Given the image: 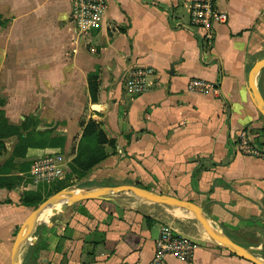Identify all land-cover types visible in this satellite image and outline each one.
I'll use <instances>...</instances> for the list:
<instances>
[{"label": "crops", "instance_id": "1", "mask_svg": "<svg viewBox=\"0 0 264 264\" xmlns=\"http://www.w3.org/2000/svg\"><path fill=\"white\" fill-rule=\"evenodd\" d=\"M106 1L102 25L77 44L70 0H0V63L8 64L0 72V113L11 127L30 120L23 136L65 140L21 157L14 154L17 136L0 139V264L11 263L17 232L33 209L21 205L22 195L48 187L26 181L33 162L59 153L68 174L89 121L114 147L105 145L107 158L83 178H69L71 192L133 186L190 203L214 233L264 263V117L249 86L251 69L264 59V0H216L227 23L208 37L186 27L188 0ZM136 66L153 75L142 94L131 95L124 81ZM94 74L96 104L87 85ZM192 80L211 88L192 91ZM256 86L264 100V69ZM242 131L262 157L237 150ZM52 209L36 252L31 246L21 264H156L163 227L196 248L190 262L161 264H251L207 236L191 210L132 192Z\"/></svg>", "mask_w": 264, "mask_h": 264}, {"label": "built area", "instance_id": "2", "mask_svg": "<svg viewBox=\"0 0 264 264\" xmlns=\"http://www.w3.org/2000/svg\"><path fill=\"white\" fill-rule=\"evenodd\" d=\"M72 5L70 26L75 43L85 42L91 30L102 25L107 12L106 0H70ZM187 28L199 30L206 37L215 25L227 23V15L218 11L216 0H188ZM153 75L148 67L131 68L125 78V90L131 95H140L146 89V82ZM211 87L200 80H192L189 89L205 92ZM234 144L239 152L251 157H262V152L253 147L246 132H240L234 138ZM67 162L59 153L47 155L33 162L26 180L30 185L48 186L62 181L67 174ZM155 249L156 264L163 263L167 258L181 262H190L195 251V243L188 237L179 235L170 227H163L157 238Z\"/></svg>", "mask_w": 264, "mask_h": 264}, {"label": "water", "instance_id": "3", "mask_svg": "<svg viewBox=\"0 0 264 264\" xmlns=\"http://www.w3.org/2000/svg\"><path fill=\"white\" fill-rule=\"evenodd\" d=\"M264 69V59L257 61L254 67L251 69L249 73V86H250V96L251 99L256 104L259 112L264 117V100L256 86V77L257 74ZM91 110L100 111L101 106L93 105L91 106ZM123 192H132L135 195L149 200L151 202L162 204L168 207L175 208H186L191 210L195 216L199 224L202 226L203 230L207 233V235L215 242L221 244L222 246L236 251L239 255H241L245 260L250 262L251 264H264L263 262L258 261L251 253L242 248L241 246L236 245L235 243L223 239L218 236L214 231L210 228L205 218L203 217L201 211L196 206L179 201L177 199L166 198L151 192H145L137 187L133 186H122L116 188H104L99 189L94 192L87 191H76L71 192L69 189L61 190L60 192L50 196L46 200H44L41 204H39L29 215L24 224L20 227L17 232L15 241L11 250V263L10 264H21L20 262V251L24 243L28 241L31 235L36 230L39 222H41L44 215L47 213L49 209L64 205V204H76L85 201H94V200H103L106 197L111 195L123 193Z\"/></svg>", "mask_w": 264, "mask_h": 264}, {"label": "trees", "instance_id": "4", "mask_svg": "<svg viewBox=\"0 0 264 264\" xmlns=\"http://www.w3.org/2000/svg\"><path fill=\"white\" fill-rule=\"evenodd\" d=\"M5 23L0 21V26H4ZM88 91L93 104L97 103L98 93V76L96 74L87 78ZM30 128V120L26 119L20 128L11 127L0 113V139L17 136L19 143L15 149V156H23L28 148H47L55 147L57 145H63L64 138H54L51 143H45L43 141H37L33 134H27L23 136L21 130L25 131ZM110 145L114 147V142L109 141L99 125L93 121H89L83 128L82 136L78 144L77 155L71 162L65 178L59 181V185L54 188L53 193L48 194L46 198L51 195L60 192L61 190L68 189L69 184L66 182L71 176H76L78 179L83 178L95 167L101 164L106 158L104 146ZM3 149V144L0 142V151ZM27 177V176H26ZM27 181V180H26ZM43 194L37 192L34 194L24 193L21 197V205L24 207L35 208L44 201ZM43 245H41L42 247ZM44 248V246H43Z\"/></svg>", "mask_w": 264, "mask_h": 264}, {"label": "rangeland", "instance_id": "5", "mask_svg": "<svg viewBox=\"0 0 264 264\" xmlns=\"http://www.w3.org/2000/svg\"><path fill=\"white\" fill-rule=\"evenodd\" d=\"M7 63H0V72H1V75H4L6 73V69H7ZM4 81V80H2ZM3 88H5V86L3 85ZM59 185V183H53L51 185H49V187H47L46 189H43L42 190V193H43V197L44 200H46L47 198V195L48 194H51L53 193V189L56 188L57 186ZM58 193V192H57ZM56 194V193H55ZM54 195V194H53ZM52 196V195H51ZM49 198V197H48ZM37 207V206H36ZM35 207V208H36ZM31 209L30 213L35 209ZM54 209H49L46 213V216H48L49 213H51ZM44 221V222H43ZM45 224H46V218H44V220H41V222H39L36 230L34 231V233L31 235L30 239H28V242L24 243L23 246H22V249H21V258H24L25 256V253L27 252V250H29V248H31L32 246V249L34 248V251L36 252V249L37 247L36 244H34V242L37 240V236L38 234L41 232V230L45 227ZM28 243V244H27ZM24 264H27V262H25Z\"/></svg>", "mask_w": 264, "mask_h": 264}, {"label": "bare ground", "instance_id": "6", "mask_svg": "<svg viewBox=\"0 0 264 264\" xmlns=\"http://www.w3.org/2000/svg\"><path fill=\"white\" fill-rule=\"evenodd\" d=\"M46 217V214L44 215V217L42 218V220H44V218ZM44 222V221H43ZM206 233V232H205ZM208 236V235H207ZM28 242V241H27ZM28 244V243H27Z\"/></svg>", "mask_w": 264, "mask_h": 264}]
</instances>
